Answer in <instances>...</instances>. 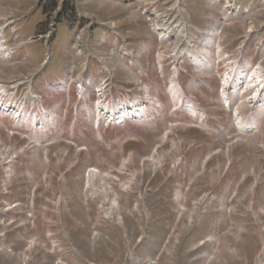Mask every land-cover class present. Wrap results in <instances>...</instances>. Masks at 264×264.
Segmentation results:
<instances>
[{"label": "rangeland", "instance_id": "obj_1", "mask_svg": "<svg viewBox=\"0 0 264 264\" xmlns=\"http://www.w3.org/2000/svg\"><path fill=\"white\" fill-rule=\"evenodd\" d=\"M153 1L154 15L176 8L174 15L188 17L182 18L194 28L192 12L205 18L206 9L218 8L216 0L205 8L186 0H0V19L16 24L28 19L18 24V30L24 27L17 44L40 36L56 21L53 59L37 77V89L45 81H67L73 65L76 75L90 59L93 73L100 63L107 65L117 91H139L145 101V93L154 89L162 107L152 124L99 132L82 112L74 120L64 92H54V99L45 100L59 123L43 134L40 147L16 131L11 135L8 121L0 120V264H264L263 114L247 103L250 94H237L234 106L240 112L245 107L241 117L261 118L254 135L242 134L233 113L219 103L221 84L212 69L202 73L186 54L178 63L186 72L180 82L209 121L207 127L195 126L186 102L178 104L171 93L174 53L183 49L176 51L174 39L161 45L142 13ZM66 12L70 19L62 16ZM259 12L254 15L260 17ZM231 25L241 37L243 20ZM80 34L85 36L78 42L79 55L73 41ZM111 34L126 46L121 53L115 50L119 44L110 43ZM241 43L227 50L232 53ZM45 49L39 42L22 50L27 59L0 60V79L27 82L41 67ZM203 49L199 43L191 51L208 56L211 49ZM157 53L163 56L162 71ZM191 77L203 83L189 89ZM172 124L177 126L171 129ZM168 130L172 134L164 139ZM90 169L103 176L91 185ZM115 200L119 208L113 213Z\"/></svg>", "mask_w": 264, "mask_h": 264}, {"label": "bare ground", "instance_id": "obj_2", "mask_svg": "<svg viewBox=\"0 0 264 264\" xmlns=\"http://www.w3.org/2000/svg\"><path fill=\"white\" fill-rule=\"evenodd\" d=\"M225 21H228V17L226 16L225 17ZM187 27H189L187 25ZM186 28V26H185ZM220 28V27H219ZM221 29V28H220ZM185 30V29H184ZM212 34H209L207 33V35H202L203 39H204V43H205V46L206 44L208 46H210V44H214L216 43L214 41L213 43V38L217 41V38L221 32V30H219L218 28L211 31ZM249 33H252L253 32V29L251 28L250 30H248ZM163 33V32H162ZM181 34H183V31H180ZM190 33V31H189ZM161 34V32H160ZM167 33L164 32V34L162 35V37H167ZM210 37V41L211 43L208 41V38ZM189 44H192L191 41L188 42ZM77 45V44H76ZM1 47H3L1 45ZM209 48V47H208ZM203 50H208V49H203ZM208 56L207 54H204V52H201L200 54L201 55H194L195 57V60H197V67H199L200 70H202L203 72H205L206 69H210L211 67L208 65V63H210V56H211V53L212 51L211 50H208ZM185 53V50H183L182 52H175L174 53V58L177 60L176 62H172V64L174 63V67L172 68L175 75H176V78H175V82H172L173 84H171V93L173 94L174 96V99L178 100V104L182 105L184 104L183 102L185 101L186 104H187V108L189 109V112L194 116V117H200L202 115L201 111L197 108V105L194 101L190 100V98H188L184 92V89L182 88L181 84L179 83V79L181 77H183L184 74H186V72L183 70V67L181 68V65L178 66V63L180 64L179 60L186 54ZM9 53H6L5 51L2 50V52H0V59L2 60H6L5 58L7 57ZM207 56V58L205 59L204 57ZM191 57H193V55H191ZM192 59V58H191ZM199 60H201L199 62ZM159 65L160 68L162 69V64L160 63ZM207 65V68L206 66ZM196 67V69H197ZM247 66H240V68H238L235 71V64L233 66V69L232 71L226 75L225 77V80H224V83H225V89H226V93H225V98H226V101H230V104H231V99L232 101L233 100V96H235V94H238L239 96H241V94H243L242 92L245 91L246 89L247 90H252L254 88V91L250 94V103L252 104V107L257 109L258 113H262L263 116L262 118L264 117V79H263V76L262 74L260 73V70H257L255 72H249L248 69L246 70ZM181 70L184 71L183 74H181ZM67 81H61L59 84H58V88L59 89H64L66 86V83ZM200 82V80H199ZM197 82V83H199ZM229 83H231V87H229ZM174 85V86H173ZM85 88V87H84ZM86 89V88H85ZM94 89V87H92V80H89L88 82V86H87V93L89 90H92ZM256 89V90H255ZM263 91V92H262ZM182 94V95H180ZM184 94V95H183ZM254 94V95H252ZM0 105L1 107L3 108L4 105L6 104V102L8 103L9 101L5 100L4 98H2V95H0ZM182 96H183V99H182ZM188 99H187V98ZM145 98L146 100L144 101V105L143 106H139V105H135V106H132V105H124V106H107L105 107V111L103 114H106V117H107V120H111V121H115L117 123H120V124H125V123H128V122H138L140 121L139 119H143V120H146V121H149L150 120V116H151V124L153 123L154 121V117L156 115H158V112L156 111V109H159L160 108V102H154L153 99L150 98V95H149V92L148 93H145ZM140 100V99H138ZM137 100V101H138ZM10 104V103H9ZM129 106L131 107V109H129ZM16 109H20L19 106H16ZM238 108H235V115L237 117V124H238V127L240 130L242 131H246V132H250L251 134L256 132L259 127H260V121L258 117V120L256 118H253L251 121H248V123L246 125H244L242 122H241V119L239 118V113L241 114L240 110H237ZM1 110V109H0ZM133 110L135 111L133 113ZM7 111H9L7 108H3V110L0 112V115H7ZM10 112V111H9ZM103 112V111H102ZM148 113L150 114V116H148ZM81 114V112L79 113V115ZM11 116H14L16 117V119H18L20 116H22V113H18L17 111H14V113H11ZM53 116V122H52V125L50 126V122H49V119L46 118L44 121H43V128L45 129H54L56 127V124L58 125V116L57 115H52ZM87 116V115H86ZM139 118V119H138ZM27 119L28 121H26V124H24V126L26 128H29L30 126H32V124H36L34 121H30V118H25ZM77 116H76V119L77 120ZM24 120L22 121H18L17 123L19 124L18 127H21L22 125L21 122H23ZM32 122V124H31ZM95 123L97 124L98 128L102 126V122L100 123L97 119L95 120ZM146 125V124H144ZM46 131V130H43V132ZM170 133V130H168L167 132H165L163 134V138L166 139L168 137ZM83 148V147H82ZM149 159V158H148ZM152 159H154L152 157ZM152 161V160H151ZM155 161V160H154ZM7 162V161H6ZM5 162V163H6ZM129 162V161H128ZM153 162V161H152ZM124 164V163H123ZM124 166V165H123ZM88 175V184H93L94 180L97 178H102V174L99 170L97 169H90L89 172L87 173ZM95 183V182H94ZM91 187V186H90ZM106 190H103V192H105ZM119 208V204H118V201L115 200V203L111 206V209L109 210L110 212H112L113 210V213L116 212V210H118ZM31 248L33 246V244L30 245ZM29 246V247H30ZM25 257V256H24ZM26 261V260H25Z\"/></svg>", "mask_w": 264, "mask_h": 264}, {"label": "crops", "instance_id": "obj_3", "mask_svg": "<svg viewBox=\"0 0 264 264\" xmlns=\"http://www.w3.org/2000/svg\"><path fill=\"white\" fill-rule=\"evenodd\" d=\"M186 3H188L189 5L195 4V5H198V6H203L204 8H205V5H207L208 7L209 6L211 7V5L215 6L213 4V0H186ZM204 8L201 9L202 12H203V10H205ZM198 12L199 11H197L195 13L192 12V15H191V17L194 18V20H195V23H196V24H194L195 27H197L199 29H204V28L207 27V26H205L206 24L207 25L208 24L209 25H214L216 22H217V24L219 26V24H220V22H219L220 21V14L218 13L219 12L218 8L215 7L213 9V11L211 9H206V17L205 18L203 16V14L198 16ZM232 26L233 25L225 27L224 31H223L224 40L226 41V44H229V45L235 44L237 42L238 38L240 37V36H235V34H234L235 29L232 28ZM217 28L219 30H221L219 27H217ZM210 31H212V30H210ZM200 33L202 35H207V33L205 34V33H202L201 31H200ZM219 37L222 38V33L219 34L218 38ZM247 52H248V50L246 51V55H247ZM180 81L183 82V77H181L179 79V83L181 84ZM195 82H199V79H197L196 77H191L190 83L188 84L189 89H190V87H192L193 83L195 84ZM200 82H203V81L200 79ZM183 84H184V82H183ZM181 86H182V84H181ZM209 89H210V87H209Z\"/></svg>", "mask_w": 264, "mask_h": 264}, {"label": "trees", "instance_id": "obj_4", "mask_svg": "<svg viewBox=\"0 0 264 264\" xmlns=\"http://www.w3.org/2000/svg\"><path fill=\"white\" fill-rule=\"evenodd\" d=\"M55 4H57V3H55Z\"/></svg>", "mask_w": 264, "mask_h": 264}]
</instances>
